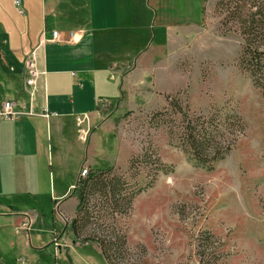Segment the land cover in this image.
<instances>
[{
  "label": "crops",
  "instance_id": "1",
  "mask_svg": "<svg viewBox=\"0 0 264 264\" xmlns=\"http://www.w3.org/2000/svg\"><path fill=\"white\" fill-rule=\"evenodd\" d=\"M23 6L25 14L14 0H0V107L14 100L35 112L0 118V264H39L42 234L51 230H44L41 200L70 220L83 167H127L131 150L116 131L117 115L156 109L127 107L126 98L139 94H164L158 108L167 105L170 93L158 91L156 79H176L179 49L192 43L187 32L197 24L178 16L177 0H23ZM54 32L60 41H52ZM30 58L39 70L33 98ZM44 108L58 116L42 117Z\"/></svg>",
  "mask_w": 264,
  "mask_h": 264
},
{
  "label": "rangeland",
  "instance_id": "2",
  "mask_svg": "<svg viewBox=\"0 0 264 264\" xmlns=\"http://www.w3.org/2000/svg\"><path fill=\"white\" fill-rule=\"evenodd\" d=\"M217 1L177 0L178 16L191 17L187 21L197 24L187 32L192 43L179 49L176 79L171 84L157 78L156 89L179 93L192 112L208 113L213 106L222 107L223 113L233 110L244 120L245 131L238 135L231 152L210 170L189 158L179 138H171L165 127L150 125V116L160 109L164 94L149 99L144 92L126 98L127 107L148 103L156 109L117 115L116 131L131 151L127 167L114 166L129 182L146 186L153 176L140 167L134 179L129 164L132 156L151 147L170 171L160 170L151 185L135 197L131 214L117 218L131 250V258L124 264H204L197 253L203 232L214 237L206 264H264L263 91L240 69L243 38L235 24L222 26ZM108 142L115 145L111 135ZM103 143L108 144L104 137ZM122 153L120 163L126 157ZM43 200L44 230H51L42 234L45 248L38 252L39 264H107L96 243H75L69 218ZM107 221L113 222L111 218ZM33 242L36 244V238Z\"/></svg>",
  "mask_w": 264,
  "mask_h": 264
},
{
  "label": "trees",
  "instance_id": "3",
  "mask_svg": "<svg viewBox=\"0 0 264 264\" xmlns=\"http://www.w3.org/2000/svg\"><path fill=\"white\" fill-rule=\"evenodd\" d=\"M216 9L223 17V27L236 25L243 38L240 69L250 74L264 97V0H218ZM166 99L167 105L151 114L150 125L165 127L171 138L178 137L181 149L199 166L213 169L245 131L244 120L233 110L223 113L222 107L213 106L208 113H196L179 93L167 94ZM140 167L146 168L147 176L152 175L153 180L160 170L170 171L164 169L151 147L131 157V177H138ZM87 169L88 173L78 178L71 194L77 206L69 220L70 237L75 243H96L107 264H124L131 258V250L125 230L116 224L117 218L131 214L135 197L153 180L139 187L138 182H129L115 166ZM110 218L113 222L107 221ZM212 238L213 234L203 232L198 239L197 253L204 264Z\"/></svg>",
  "mask_w": 264,
  "mask_h": 264
},
{
  "label": "built area",
  "instance_id": "4",
  "mask_svg": "<svg viewBox=\"0 0 264 264\" xmlns=\"http://www.w3.org/2000/svg\"><path fill=\"white\" fill-rule=\"evenodd\" d=\"M14 3L21 14H25V9L23 6V0H14ZM52 41H60L58 39L57 32L53 33V40ZM26 70H27V78L26 84L31 90V97L35 95L37 90L38 78H39V70L37 68L36 62L34 59L30 58L26 62ZM35 112L33 108L30 109L28 112L23 111L16 101L14 100H5L2 102L0 107V118L5 119H12V118H19L23 115H33ZM42 117L48 119L51 116H58L57 112L50 111L48 108H44L42 113L40 114ZM88 173L87 167H83L79 172V177H83Z\"/></svg>",
  "mask_w": 264,
  "mask_h": 264
}]
</instances>
